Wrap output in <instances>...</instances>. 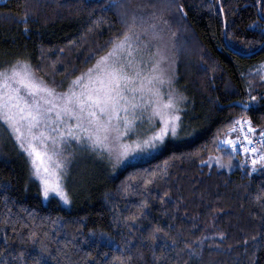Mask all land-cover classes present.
Segmentation results:
<instances>
[{"label":"trees","instance_id":"1","mask_svg":"<svg viewBox=\"0 0 264 264\" xmlns=\"http://www.w3.org/2000/svg\"><path fill=\"white\" fill-rule=\"evenodd\" d=\"M26 2L36 14L28 21V31L18 19L26 10ZM164 2L125 0L130 8L142 6L146 13ZM107 3L108 0H5L0 3V64L24 58L49 84L53 76L57 84L63 80L60 90H65L74 76L94 63L95 59H87L91 50L105 46L109 37L124 27L114 11L101 10V4ZM174 3L176 8H168L165 18L177 32V85L191 101L185 105L183 118L186 131L195 129V134L184 137L182 133L183 138L155 159L115 172L106 160L93 157V172L75 176L69 186L72 204L66 206L58 198L50 197L44 202L41 185L30 178L27 158L0 129V254H10L7 264H14L17 252L25 254L27 264H44L39 259V244L33 246L29 237L30 229L37 232V239H44L55 257L49 259V264H105L113 256L124 255L119 249L129 246V242L133 249L143 252L142 257L128 253L133 257L132 264H153L152 252L144 241L153 224L163 227L177 241L175 252L202 235L226 233V239L205 241L202 259L189 264H248L254 252L252 237L260 239L264 235L258 207L248 193L264 186V171L253 172L250 167L218 170L200 161L224 150L212 141L217 135L229 134V128L240 117H250L258 132L264 128V82L255 74L264 61V45L260 43V30L250 27L258 19V0ZM180 4L187 13L183 19L176 10ZM100 17L105 23L93 28V21ZM241 42L250 47L245 49ZM249 86L251 96L259 103L249 101ZM240 102L248 103L249 108L241 107ZM203 144H207V150L201 148ZM198 149L199 153L193 155ZM164 160L169 162L166 173L155 169L158 164L163 167ZM143 169L151 174H145ZM142 178L151 183L141 184ZM164 192L169 196L162 203ZM142 201L151 211L140 219ZM129 217L140 220L139 227L133 223L135 232L131 235L123 223ZM169 224L173 227L169 228ZM216 244L225 250L210 247ZM65 246L67 261L58 255ZM175 252L169 254V264L188 260L183 252L177 260ZM105 253L109 255L104 257ZM255 255L258 264H264V247Z\"/></svg>","mask_w":264,"mask_h":264},{"label":"snow or ice","instance_id":"2","mask_svg":"<svg viewBox=\"0 0 264 264\" xmlns=\"http://www.w3.org/2000/svg\"><path fill=\"white\" fill-rule=\"evenodd\" d=\"M141 7L130 8L125 0H108L106 5L101 4V10L114 11L124 27L118 30V34L110 36L105 46L91 50L87 59H95V63L74 76L66 90H60L63 80L57 84L53 76V83L49 84L24 58L0 64V129L7 132L27 158L30 178L39 182L45 199L58 198L64 204H72L69 181L76 148L87 149L106 160L115 172L122 167L155 159L170 150L174 141L183 138L182 133L184 137L195 134V129L186 131L188 126L183 118L185 105L191 101L175 87L178 37L165 18L168 8H176L174 0H165L158 8L154 5L156 10L147 13ZM31 8L26 2L23 16L18 17L24 23L25 31L29 30L28 21L36 18ZM176 10L180 19L187 15L183 4ZM257 17L250 27L260 30V43L264 45V0H258ZM104 23V18L100 17L93 21L92 27L98 28ZM241 43L245 49L250 47L249 43ZM105 47L107 51H104ZM260 65L255 74L264 82V61ZM251 91L249 86V101L259 103L251 96ZM240 106L249 108L250 105L240 102ZM233 125L229 134L225 137L217 135L212 141L216 147L224 149L227 160L221 156H209L207 161L201 160L200 163L207 166L215 161L218 170L250 167L253 172L264 171V128L258 132L250 117H240ZM231 134H236L235 139ZM201 148L207 150V144ZM198 153L199 149L193 155ZM241 155L243 159H239ZM175 158L173 153L172 159ZM234 158L237 163H233ZM162 165H156L155 169L166 173L168 160L162 161ZM142 171L151 174L148 169ZM140 183L151 181L142 178ZM248 195L258 207L261 228H264V186ZM168 196L169 193L164 192L161 202ZM139 210V217L143 219L151 208L142 201ZM123 223L131 230L130 235L135 232L133 223L140 226L136 217L124 219ZM193 228L198 225L193 224ZM29 237L33 246L39 244V259L44 264H49L50 258L55 259L44 239H37L35 230H29ZM216 237L226 239L227 235L223 231L211 236L202 235L193 243H185L180 252H175L177 241L163 227L153 224L144 241L145 247L152 252L153 264H169L172 252L177 260L183 252L188 260L182 264H189L191 260L202 259L204 242ZM252 239L255 241L254 252L248 264H258L255 253L264 247V235ZM244 243L247 245V241ZM210 247L225 250L219 244ZM65 249L66 246L60 249L58 255L67 261L69 257ZM119 251L124 255L113 256L111 260H105V264H132L133 257L128 255L129 252L143 256V252L139 248L133 249L130 242ZM9 255L0 254V264H7ZM24 255L17 252L14 264H27ZM108 255L105 253L104 257Z\"/></svg>","mask_w":264,"mask_h":264},{"label":"rangeland","instance_id":"3","mask_svg":"<svg viewBox=\"0 0 264 264\" xmlns=\"http://www.w3.org/2000/svg\"><path fill=\"white\" fill-rule=\"evenodd\" d=\"M102 54H104V53H101L100 55H102ZM94 63H95V61H94ZM93 63V64H94ZM92 64V65H93ZM91 65V66H92ZM90 66V67H91ZM260 67H258L257 69H259ZM175 71H176V76H177V78H178V74H177V63H176V66H175ZM80 74V73H79ZM78 74V75H79ZM175 87L181 92V90L179 89V87H178V85H177V79H176V84H175ZM66 90V89H65ZM181 93H183V92H181ZM184 94V93H183ZM185 95V94H184ZM236 135V134H235ZM235 135L233 134L232 135V138L233 139H235ZM75 153H76V156H75V160H74V163H73V165H72V169H71V179H70V181H69V186L71 185V184H73V180H74V178H75V176L76 175H78L77 177H79V176H82L83 174H90V173H92L93 171H92V169L94 168V167H92V162H95V159L96 158H93V157H97V158H100L99 156H97V155H94L93 153H91L90 151H88L87 149H81V148H76L75 149ZM211 156H221V157H223V159H225V160H227V154L225 153V151L223 150V151H221V152H219L218 154H214V155H211ZM243 156V155H242ZM209 158V157H208ZM208 158L205 160V161H207L208 160ZM235 159V158H234ZM233 159V160H234ZM239 159H243V157H239ZM236 160V159H235ZM237 163V162H236ZM214 166H217V164L215 163V161H212L211 163H209L206 167H208V168H212V167H214ZM218 167V166H217ZM77 183H78V181H77ZM50 198V197H49ZM49 198H47V199H45L44 197H43V200H44V202H47L48 200H49ZM63 203V202H62ZM64 204V203H63ZM64 205H66V206H68L67 204H64Z\"/></svg>","mask_w":264,"mask_h":264},{"label":"crops","instance_id":"4","mask_svg":"<svg viewBox=\"0 0 264 264\" xmlns=\"http://www.w3.org/2000/svg\"><path fill=\"white\" fill-rule=\"evenodd\" d=\"M5 0H0V3L4 2ZM243 157L242 155L240 156V158ZM236 159V158H235ZM233 160V163H236L237 162V159L236 160Z\"/></svg>","mask_w":264,"mask_h":264}]
</instances>
